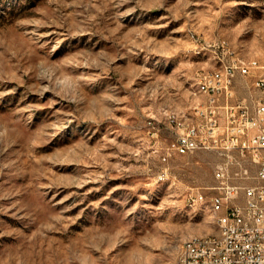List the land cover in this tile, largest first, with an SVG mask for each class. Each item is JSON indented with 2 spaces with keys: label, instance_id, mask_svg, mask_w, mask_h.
Masks as SVG:
<instances>
[{
  "label": "rangeland",
  "instance_id": "obj_1",
  "mask_svg": "<svg viewBox=\"0 0 264 264\" xmlns=\"http://www.w3.org/2000/svg\"><path fill=\"white\" fill-rule=\"evenodd\" d=\"M222 43L264 65V0H0V264H175L216 234L220 158L162 154Z\"/></svg>",
  "mask_w": 264,
  "mask_h": 264
},
{
  "label": "built area",
  "instance_id": "obj_2",
  "mask_svg": "<svg viewBox=\"0 0 264 264\" xmlns=\"http://www.w3.org/2000/svg\"><path fill=\"white\" fill-rule=\"evenodd\" d=\"M211 54L213 67L194 75L209 92V101L192 103L185 117L166 115L173 137L162 161L198 151L220 158L214 170L218 185L207 188L217 193L194 195L216 210L218 232L204 236V242L180 246L182 259L175 264H264V65L240 63L228 43ZM218 62H226V69L218 70Z\"/></svg>",
  "mask_w": 264,
  "mask_h": 264
},
{
  "label": "bare ground",
  "instance_id": "obj_3",
  "mask_svg": "<svg viewBox=\"0 0 264 264\" xmlns=\"http://www.w3.org/2000/svg\"><path fill=\"white\" fill-rule=\"evenodd\" d=\"M240 63H257L258 60L255 58H245L244 56H239ZM226 69V62H218V70H225ZM203 71V70H201ZM208 71V70H205ZM195 87H194V95L197 96L198 100L196 101L195 106H203L204 102L209 101V92H206L204 90V86L202 84V81L200 78H195ZM185 115V114H184ZM179 117V116H178ZM215 216V222L217 225V212L216 210H211ZM195 242H204V236L203 237H193L186 241H184L181 246H187L191 244H195ZM177 259H182V250L179 251Z\"/></svg>",
  "mask_w": 264,
  "mask_h": 264
},
{
  "label": "crops",
  "instance_id": "obj_4",
  "mask_svg": "<svg viewBox=\"0 0 264 264\" xmlns=\"http://www.w3.org/2000/svg\"><path fill=\"white\" fill-rule=\"evenodd\" d=\"M236 87H237V89H238V93L239 94H243L244 93V90H243V88L241 87V82L240 81H237L236 82Z\"/></svg>",
  "mask_w": 264,
  "mask_h": 264
}]
</instances>
